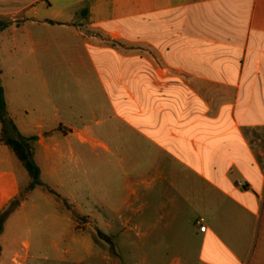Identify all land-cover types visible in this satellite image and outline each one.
Listing matches in <instances>:
<instances>
[{
    "label": "crops",
    "instance_id": "obj_1",
    "mask_svg": "<svg viewBox=\"0 0 264 264\" xmlns=\"http://www.w3.org/2000/svg\"><path fill=\"white\" fill-rule=\"evenodd\" d=\"M12 2L31 52L53 40L47 54L70 57L74 80L44 81L37 98L0 81L17 130L37 138L44 188L61 198L43 187L26 197L0 264L31 262L21 227L117 225L143 238L191 215L188 264H264V0ZM29 184L0 145V211Z\"/></svg>",
    "mask_w": 264,
    "mask_h": 264
},
{
    "label": "rangeland",
    "instance_id": "obj_2",
    "mask_svg": "<svg viewBox=\"0 0 264 264\" xmlns=\"http://www.w3.org/2000/svg\"><path fill=\"white\" fill-rule=\"evenodd\" d=\"M11 3L12 0H0V21L9 25L0 31V81L5 84L19 81L25 87L20 95L24 97L47 96L44 81L69 87L74 80L67 67L70 57L64 60L61 55H48L47 44L54 42L50 39L35 40L41 46L33 54L27 29L12 28L17 20V26L21 24L22 17L10 13ZM131 46L126 42V47ZM19 64L18 73L14 67ZM32 118L33 115L29 117L32 123L37 122ZM199 218L196 215L178 217L167 230L162 229L163 223L157 231H145L143 238L136 237L135 232H124L123 227L117 225L110 230L99 225L75 230L65 223L57 231L32 227V231L27 232L21 227L15 234L20 246L23 242L31 244L29 264H107L102 261L103 256L109 257L113 264H178V259L185 262L181 264H188L195 261L196 248L189 246L186 236ZM147 227L145 224L144 229Z\"/></svg>",
    "mask_w": 264,
    "mask_h": 264
},
{
    "label": "trees",
    "instance_id": "obj_3",
    "mask_svg": "<svg viewBox=\"0 0 264 264\" xmlns=\"http://www.w3.org/2000/svg\"><path fill=\"white\" fill-rule=\"evenodd\" d=\"M52 23V22H50ZM54 24V23H52ZM8 24L0 21V31L8 28ZM0 145H3L11 151L15 158L26 170L30 184L27 189L21 191L15 198L10 200L0 211V239L3 235L5 226L10 217L18 210L21 203L37 187H45L40 178V170L34 161L33 147L37 141L36 137L25 138L17 130L14 121L8 116L4 89L0 83ZM45 191L54 196L57 201L61 198L53 190L44 188ZM2 248L0 244V256Z\"/></svg>",
    "mask_w": 264,
    "mask_h": 264
},
{
    "label": "built area",
    "instance_id": "obj_4",
    "mask_svg": "<svg viewBox=\"0 0 264 264\" xmlns=\"http://www.w3.org/2000/svg\"><path fill=\"white\" fill-rule=\"evenodd\" d=\"M198 225L200 226L199 227L200 232H202V233L205 232V230H206L205 226H203L202 223H198Z\"/></svg>",
    "mask_w": 264,
    "mask_h": 264
}]
</instances>
